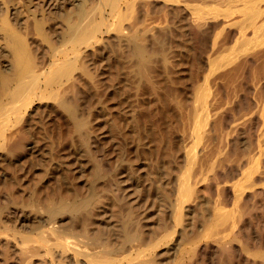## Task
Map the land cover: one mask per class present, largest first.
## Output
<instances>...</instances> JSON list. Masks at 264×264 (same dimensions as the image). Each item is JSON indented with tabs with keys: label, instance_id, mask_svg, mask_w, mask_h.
Returning <instances> with one entry per match:
<instances>
[{
	"label": "bare ground",
	"instance_id": "6f19581e",
	"mask_svg": "<svg viewBox=\"0 0 264 264\" xmlns=\"http://www.w3.org/2000/svg\"><path fill=\"white\" fill-rule=\"evenodd\" d=\"M102 3L4 21L0 264H264V0Z\"/></svg>",
	"mask_w": 264,
	"mask_h": 264
},
{
	"label": "rangeland",
	"instance_id": "374dc122",
	"mask_svg": "<svg viewBox=\"0 0 264 264\" xmlns=\"http://www.w3.org/2000/svg\"><path fill=\"white\" fill-rule=\"evenodd\" d=\"M46 0H0V80L5 72V64H12V53L9 48L7 39L8 32L4 29V21L11 28L12 31L19 33L24 39L37 36V31H33L37 21H47L57 19L62 21L66 26L76 22L81 11L85 10L90 13L105 14L112 8L110 5L102 3V0H52L49 5H45ZM80 1V4L77 2ZM123 13V23L125 30H133L137 26V14L135 10H127L125 4L122 3L120 7ZM147 11V10H146ZM158 18L164 20V11L157 14H150L149 19L144 23L148 25L153 19ZM39 35V34H38ZM39 37L42 39L41 35ZM34 37V38H39ZM40 38L38 40H40ZM182 43H167L165 40L157 41L150 44L153 51L152 57L154 59L163 58L165 65L166 75L175 86H180L183 82V68L184 61L181 53L179 52ZM193 59V57H191ZM9 72V71H8ZM186 80V79H185ZM184 80V81H185ZM187 82V81H186ZM1 83V81H0ZM1 84H0V98H2ZM47 99L37 100L32 107L39 103L45 102Z\"/></svg>",
	"mask_w": 264,
	"mask_h": 264
}]
</instances>
